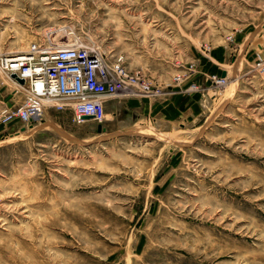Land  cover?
I'll list each match as a JSON object with an SVG mask.
<instances>
[{"label": "rangeland", "instance_id": "374dc122", "mask_svg": "<svg viewBox=\"0 0 264 264\" xmlns=\"http://www.w3.org/2000/svg\"><path fill=\"white\" fill-rule=\"evenodd\" d=\"M70 37L164 91L186 74L148 71H210L190 85L203 110L159 126L48 106L58 125L0 123V264H264V0H0V55Z\"/></svg>", "mask_w": 264, "mask_h": 264}, {"label": "built area", "instance_id": "2783aa9c", "mask_svg": "<svg viewBox=\"0 0 264 264\" xmlns=\"http://www.w3.org/2000/svg\"><path fill=\"white\" fill-rule=\"evenodd\" d=\"M0 68L25 92L21 104L0 110L2 124L34 126L43 120L48 106L72 108L73 120L78 123L89 120L85 116L102 123L105 102L120 91L164 93L144 71L129 69L123 56L111 63L98 47L80 38L70 37L54 45L36 41L27 51L0 55ZM255 68L264 71V52L257 53ZM14 74L25 83H19ZM226 82L227 78L213 76L217 85Z\"/></svg>", "mask_w": 264, "mask_h": 264}, {"label": "crops", "instance_id": "0c3cea01", "mask_svg": "<svg viewBox=\"0 0 264 264\" xmlns=\"http://www.w3.org/2000/svg\"><path fill=\"white\" fill-rule=\"evenodd\" d=\"M192 61L196 62V65L199 64V60L195 58ZM219 70L218 73L221 75L226 72L224 69ZM148 72L159 76L165 82H171L176 72L185 73L186 77L177 85L167 88L161 95L120 91L115 97L107 99L105 102L106 115L111 116V118L105 117V120L135 125L152 123L167 126L181 120H195L201 115L204 106L203 94L199 90L190 89V85L197 83L207 87L209 85L207 74L210 71ZM7 83H10L11 86L9 87ZM3 85H6L7 90L3 88ZM22 94H24L23 91L13 80L6 77L4 79L0 78V110L11 105L13 101L22 103L21 100H24ZM45 115L50 117V123L58 125L49 108L46 110ZM8 129L9 127L1 128L0 135Z\"/></svg>", "mask_w": 264, "mask_h": 264}, {"label": "water", "instance_id": "95a60500", "mask_svg": "<svg viewBox=\"0 0 264 264\" xmlns=\"http://www.w3.org/2000/svg\"><path fill=\"white\" fill-rule=\"evenodd\" d=\"M223 76H226V72H223ZM13 77L16 78V79L19 81V83H21V84H24V83H25V80L22 79V78L17 77V75L14 74ZM84 118H85V119H91L92 117H90V116H85ZM98 127H99V130H100V131H101L102 129H104L102 124H100ZM22 130H26V127H22Z\"/></svg>", "mask_w": 264, "mask_h": 264}, {"label": "bare ground", "instance_id": "6f19581e", "mask_svg": "<svg viewBox=\"0 0 264 264\" xmlns=\"http://www.w3.org/2000/svg\"><path fill=\"white\" fill-rule=\"evenodd\" d=\"M8 52V51H7ZM15 52V51H14ZM17 52V51H16ZM24 52V51H23ZM240 68V67H239ZM250 74V73H249ZM232 81V80H231ZM232 87H234V86H232ZM236 88V87H235ZM225 96V95H224ZM217 106V105H216ZM51 121V120H50ZM143 127V126H142ZM145 127V126H144ZM35 131V130H34ZM169 134V133H168ZM190 139V138H189Z\"/></svg>", "mask_w": 264, "mask_h": 264}]
</instances>
